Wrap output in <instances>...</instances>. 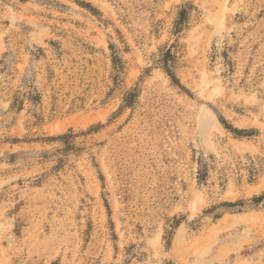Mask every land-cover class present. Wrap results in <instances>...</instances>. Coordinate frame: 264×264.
Here are the masks:
<instances>
[{
    "label": "rangeland",
    "instance_id": "rangeland-1",
    "mask_svg": "<svg viewBox=\"0 0 264 264\" xmlns=\"http://www.w3.org/2000/svg\"><path fill=\"white\" fill-rule=\"evenodd\" d=\"M263 194L264 0H0V264H264Z\"/></svg>",
    "mask_w": 264,
    "mask_h": 264
},
{
    "label": "trees",
    "instance_id": "trees-1",
    "mask_svg": "<svg viewBox=\"0 0 264 264\" xmlns=\"http://www.w3.org/2000/svg\"><path fill=\"white\" fill-rule=\"evenodd\" d=\"M192 9H193V6L190 2L183 4L178 8L176 19L174 21L172 31H171L172 36H175L176 40H175L174 44L169 49L161 50L160 53L157 55L156 65L160 66V69L169 78H171L173 83L177 82V79L175 78V76L173 74V67H174L175 61L177 60V50L175 47H176V44L178 42L179 35L183 31L185 23L188 19V15L192 11ZM38 51L41 52V49H38ZM111 56H112L111 61L113 64V68L115 70L119 71L121 69L120 68L121 67V59L116 57V53L114 51H112ZM134 94L135 93H130L127 95V97L124 100L125 106H122V107H130L131 106V104L133 102V97L135 96ZM22 104L23 103L21 100L15 99L11 103V109H14L17 106L16 109L20 110ZM224 127L227 130L229 129V131L231 133H233L236 137H248L254 133L253 131L237 130V129L231 128L230 126H226V125ZM93 129H96V128H91L89 131H92ZM61 138H63V137H61ZM47 140L52 141L53 139L49 138ZM210 170H211V165L208 163V161L205 160L203 158V156L199 157L197 159V183H198V185H205L206 184ZM263 200H264V194L259 196V197H255V198L251 199V201L253 203H259ZM224 205H226L228 207H235V206H239L242 204L239 202H236V203H225ZM179 223H180V220L176 219V218L172 219L169 222H166L165 228H164L163 241L166 242L167 246L170 245V237L172 235V232H173V230H175L178 227Z\"/></svg>",
    "mask_w": 264,
    "mask_h": 264
}]
</instances>
